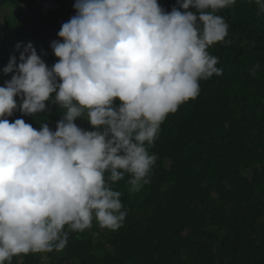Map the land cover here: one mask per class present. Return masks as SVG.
Masks as SVG:
<instances>
[{
    "label": "clouds",
    "instance_id": "9594fccd",
    "mask_svg": "<svg viewBox=\"0 0 264 264\" xmlns=\"http://www.w3.org/2000/svg\"><path fill=\"white\" fill-rule=\"evenodd\" d=\"M235 3L177 0L166 12L158 0H75L76 15L51 42L52 67L32 42L15 44L19 61L10 58L3 72L13 75L0 87V264L61 251L69 232L94 220L122 226L127 212L113 185L127 176L137 192L151 182L161 125L199 95L201 80L222 74L208 49L230 42L217 12ZM255 4L264 13V0ZM46 102L62 114L55 131L6 118L35 117Z\"/></svg>",
    "mask_w": 264,
    "mask_h": 264
},
{
    "label": "trees",
    "instance_id": "16d2710c",
    "mask_svg": "<svg viewBox=\"0 0 264 264\" xmlns=\"http://www.w3.org/2000/svg\"><path fill=\"white\" fill-rule=\"evenodd\" d=\"M158 2L166 12L178 7ZM74 4L0 0V87L13 75L3 72L10 58L19 61L17 42H32L49 67L58 62L51 42L76 15ZM217 15L230 42L208 51L222 74L201 80L199 95L161 125L150 148L158 157L151 182L137 192L127 176L113 185L127 212L122 226L112 231L94 220L69 232L63 250L21 254L11 264H264V13L255 0H236ZM6 118L55 131L62 114L46 102L35 117L16 110ZM75 123L91 130L86 119Z\"/></svg>",
    "mask_w": 264,
    "mask_h": 264
},
{
    "label": "rangeland",
    "instance_id": "374dc122",
    "mask_svg": "<svg viewBox=\"0 0 264 264\" xmlns=\"http://www.w3.org/2000/svg\"><path fill=\"white\" fill-rule=\"evenodd\" d=\"M10 9H11V8H7V9H5V10H6V11H10ZM52 40H54V39H52ZM52 40H51V39H50V40H47V42H48V41L50 42V41H52Z\"/></svg>",
    "mask_w": 264,
    "mask_h": 264
}]
</instances>
